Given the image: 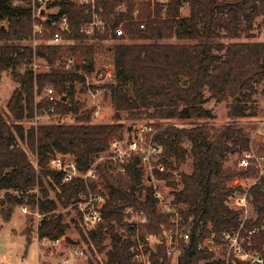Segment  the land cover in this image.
<instances>
[{"label": "trees", "instance_id": "16d2710c", "mask_svg": "<svg viewBox=\"0 0 264 264\" xmlns=\"http://www.w3.org/2000/svg\"><path fill=\"white\" fill-rule=\"evenodd\" d=\"M24 1V6L14 7L13 0H0V21L9 20L8 27L0 25V79L4 70L12 68L19 83L7 104L10 118L0 115V213L4 221H9L16 206L35 199L36 193L30 190L43 186L44 179L53 178L58 185L56 199L50 198L44 188L38 198L39 208L45 213L37 230L39 240L66 235L69 223L56 210L59 205L67 207L74 203L78 192L85 188L83 180L64 181L60 172L49 167L50 159L56 153H69L80 167H89L109 149L112 141L123 138L121 112H127L131 118L146 114L152 119H208L213 118L212 110L206 107L210 99L217 103L231 99L230 119L256 115L251 104L258 85L264 82V41L226 44L221 40L239 37L242 21L248 35L253 36L257 19L264 24V0H171L165 16L159 4L153 8L142 2L140 21L131 20L137 0H108V13L120 4L126 5V10L116 16V24L123 21L126 35L109 47L115 65V81L107 85L106 93L115 110L111 123H92L91 109H84L76 98L77 84L85 85L84 73L94 71V58L99 52L97 40L81 32L78 26L88 18L87 6L71 0L59 2L61 13L68 16L72 29L65 37L74 43L34 47L21 43L30 39L33 31L32 0ZM183 3L189 7L185 15L180 11ZM142 21L145 28H141ZM170 39L178 42L167 41ZM35 55L51 65L49 71H34L30 64ZM69 58H74L71 69L66 68ZM46 83L53 85L61 96L55 105L56 113L80 112V123L40 124L28 129L14 123L34 116L35 86L41 89ZM206 89L209 97L205 95ZM155 124L156 140L165 148L161 160L168 169L177 170L188 153L192 157V171L181 174L182 188L174 191L175 202L186 205L183 214L192 236L178 264H199L201 259L213 255L198 250V242L239 221V212L226 201L235 190L230 183L242 172L226 163L230 153L242 155L250 149L251 135L247 126L235 123L219 127L210 123L192 127ZM184 138L189 140L190 149L183 145ZM30 153L37 155L38 167L31 161ZM138 164L139 160L134 158L126 176L112 174L107 165L100 166V178L98 182L91 181V186L94 190L101 186L109 195L102 208L103 219L88 232L76 221V228L90 249L106 251L105 264H134L130 243L117 229L125 224V208H142L149 213L150 223L145 227L148 233H159L161 224L169 219V214L159 210L153 189L144 184V171ZM158 176L169 178L168 183L177 187L176 181L170 179L171 172H158ZM252 191L257 217L247 226L260 227L252 236V246L264 258V190L254 186ZM107 235L109 249L104 244ZM67 240L77 244L68 237ZM152 258L153 264H172L164 247H159Z\"/></svg>", "mask_w": 264, "mask_h": 264}, {"label": "built area", "instance_id": "2783aa9c", "mask_svg": "<svg viewBox=\"0 0 264 264\" xmlns=\"http://www.w3.org/2000/svg\"><path fill=\"white\" fill-rule=\"evenodd\" d=\"M60 1L32 0L33 31L31 38L34 40V47L42 44L65 45L74 43L73 39L65 37L66 34L71 33L72 29L68 16L61 13ZM71 1L87 6L88 18L81 20L78 26L80 31L89 35L92 40H99L97 38L99 35H105L102 41L115 43L119 41L120 37L126 35L123 21L116 24L117 13L126 10L125 4H120L115 11L108 13L106 12L108 0ZM170 1L137 0L131 20H141L139 14L140 3L142 2L150 3L153 8L159 4L163 9L162 15L165 16ZM187 7V3L181 5V14ZM145 27L146 23L142 21L141 28ZM73 65L74 58H69L66 68L71 69ZM84 75L86 84L88 73L86 72ZM101 76L110 82L115 81V65L113 61L104 63ZM44 96L49 103V111L56 115L55 105L61 96L57 95L51 85L44 88ZM94 114L98 119L104 117L100 109H96ZM57 122L59 124H74L75 118L72 113H69ZM157 131L152 125L148 124L142 126L132 138L123 137L112 141L109 149L105 151L108 152V159L104 162L94 161L87 168L80 167L74 156L68 157V154H55L50 159V165L63 175L64 181H84L85 188L78 192L77 200L74 203L78 202L79 205L82 203L86 204V209L82 208L85 222L88 225L96 226L102 221V208L109 197L105 189H101V186H98L97 190H94L91 186V181L98 182L100 178V166L107 165L112 174L126 176L129 170L128 165L134 158H137L139 160L138 166L142 167L143 171L144 168L150 171H147L146 174L144 172L145 180L147 181L145 185L153 189L155 198L159 202L158 205L167 201L168 192L160 188L157 181H167V185L164 187H170L169 179L158 176V172L166 173L170 169L161 160L165 154V148L163 144L156 140ZM102 156L104 155H100L97 158L102 159ZM239 166L244 169L245 173L255 174L252 185L245 187L246 190H241L240 195H238L240 190L232 185L235 190L226 201L231 209L239 212V221L235 226L224 229L219 233L213 231L209 236L198 242V250L213 255L210 259H201L199 264H239L241 261L249 262L250 264H264V258L252 246V236L260 230V227L249 228L247 226L248 222L255 220L257 217L256 213V217L248 218L250 207H254L252 189L254 186H260L264 190V155H259L253 149H249L242 154ZM173 200V209L171 205L167 206L171 221L168 222L169 224H161V231L157 234L144 231L145 226L150 223V215L145 209L134 207L124 209L125 224L121 226L119 233L130 243L131 258L134 264H153L152 255L159 250V247L165 248L167 256L172 259V264H174V261H177L178 264L179 257L185 247L189 245L192 236L191 229L185 228V225L188 224L183 214L186 205L176 203L175 195ZM22 212L25 215L33 213L38 221L45 216V213L41 210L31 212L27 204L22 206ZM48 239L53 246L58 245L62 240V238ZM84 254L85 252L81 247L72 248L71 255L73 258H80ZM70 262V258H65L61 264H71Z\"/></svg>", "mask_w": 264, "mask_h": 264}, {"label": "rangeland", "instance_id": "374dc122", "mask_svg": "<svg viewBox=\"0 0 264 264\" xmlns=\"http://www.w3.org/2000/svg\"><path fill=\"white\" fill-rule=\"evenodd\" d=\"M26 3L24 0H13L14 7L24 6ZM189 8H185L183 10V14H188ZM0 25L8 27L9 20L8 18H4L0 21ZM242 30L241 35L232 39H222L224 43H230L232 41H264V24L261 22V19H257L255 28L253 30L254 35L249 36L248 31L245 28V23L242 21ZM167 41L178 42L177 39H170ZM24 45H34V40L32 38L25 39L21 41ZM113 43L102 41V39L97 40L96 46H98L99 52L96 53L94 62H95V70L93 72L88 73V78H86V84L82 87L81 84H77V92L76 98L80 103L84 104V109H91V122L95 123H111L114 122V114L115 110L112 107L109 98H106V93L108 91L107 85L112 83L108 80H105L101 76V70L105 62L112 61L111 51L109 50L110 45ZM68 60L66 61L67 65ZM36 73L49 71L51 65L43 58L34 56L32 63L30 64ZM17 70L23 71V67H17ZM182 81L186 83V79L183 78ZM49 83H46L43 88H39L38 85L35 86V95H34V116L26 117L21 121H16L14 123H19L23 125L26 129L31 126H38L40 124H52L58 123L57 121L61 119L64 115H56L49 111V103L44 96V88ZM19 86L13 77V69L9 68L4 70L1 73L0 79V115L4 118H10V113L7 107L8 101L11 98L14 90ZM53 86V85H51ZM54 87V86H53ZM82 87V89H81ZM127 89L130 90V86H127ZM57 95H59L57 93ZM206 97L210 96V92L208 89L205 90ZM231 104V99L229 101H224L221 103H217L214 99H210L206 103V107L210 108L213 113V118H202V119H152L148 115H143L136 118H131L127 112H121V120L125 126L124 130V138H132L136 132L144 125H152L153 128L158 130L155 123H161L163 125L175 124L179 127H192L198 123H210L217 127L222 126L228 123L235 124H243L247 126V131L251 135V146L250 149H253L259 155H264V82L258 85L257 93L254 95V100L252 105V110L256 113L253 117H243L240 119H230L228 117V110ZM100 109L104 117L102 119H98L95 117V110ZM151 111V110H150ZM72 113V116L75 118V123H80L78 116L81 114ZM68 113V114H69ZM19 143L25 147V145L19 140ZM183 145L190 149V142L187 138H184ZM63 154V153H56ZM68 157L72 156L67 153ZM30 159L34 165L38 167V157L37 155L30 153ZM101 155L103 158H96V162H104L108 159V152H104ZM242 155L239 153H230L229 160L226 163L228 166H232L233 168L241 171L242 174L239 178H236L234 181L230 183L238 191V195H240L241 190H246L245 187L252 185L254 181V173H245L244 169L239 166V160ZM49 167L54 170V168L50 165ZM192 157L191 154L188 153L186 156V161L178 166L177 170H167L171 172V180L176 181L177 187H164L167 185V181L158 182L160 188L164 189L168 192L167 201L164 204L159 205L160 211H165L164 213L169 214L167 211V206L171 205L173 209L174 205V191H178L182 188L181 183V174L190 173L192 171ZM150 172L149 169L144 168V172ZM178 174V175H177ZM169 179V178H168ZM167 179V180H168ZM43 186H37L33 190H30L31 193H36L35 199L29 203H23L15 207L12 218L9 221H4L2 219V215L0 213V264H39V256H40V244L44 251V253H48L51 257L50 263L58 264L60 257V248H55L49 242V239L39 240L37 237V230L41 220L35 219V216L32 214L25 215L22 212V206L27 204L28 208L31 212H35L40 210L38 205V198L42 197L43 193L41 189H47L50 195V198L56 199V191L58 190V185L55 183L53 178L44 179ZM147 183L144 180V184ZM173 201V202H172ZM86 209V204L82 203L79 205L77 202L69 204L67 207H62L59 205L56 213H62L64 217V221L69 223V228L66 231L67 237L74 241L75 243H79V247H81L85 254L80 258H75V262L71 264H87L89 262H93L94 264H105L107 260L106 251L98 252L92 251L90 246L80 235L78 229L76 228V221L80 224V226L84 229V231L88 232L90 229L94 228V225H88L85 222L84 211L83 208ZM241 216V215H240ZM245 217V216H244ZM256 217V211L253 206L250 207L248 218ZM44 218V216H43ZM171 221V216L169 214L168 222ZM167 222V223H168ZM169 224V223H168ZM146 227V226H145ZM185 228L190 229L189 224L185 225ZM118 231H121V227H117ZM145 231V228H144ZM29 237V242L27 243V238ZM40 241V243H39ZM77 241V242H76ZM104 244L108 245V249L110 246V237L107 235ZM28 249V251H27ZM27 251V253H26ZM62 256V254H61ZM66 257H70L67 255ZM174 264H177V261H174Z\"/></svg>", "mask_w": 264, "mask_h": 264}, {"label": "crops", "instance_id": "0c3cea01", "mask_svg": "<svg viewBox=\"0 0 264 264\" xmlns=\"http://www.w3.org/2000/svg\"><path fill=\"white\" fill-rule=\"evenodd\" d=\"M61 238H62L61 242L58 245H54L55 248H60V257H62L61 260L58 261L59 262L58 264H61L65 258H70L71 259L70 263L75 262L76 259L72 257L71 251H72L73 247H77L80 244L76 241L77 242V244H75L76 246L73 245L69 240H67V235H65ZM39 243H40V241H39ZM27 251H28V249H27ZM27 251H26V253H27ZM61 254H62V256H61ZM67 255H69L70 257H66ZM50 260H51V257L48 255V253H44V251L41 247V244H40L39 264H51ZM89 263H87V264H89ZM80 264H82V263H80Z\"/></svg>", "mask_w": 264, "mask_h": 264}]
</instances>
